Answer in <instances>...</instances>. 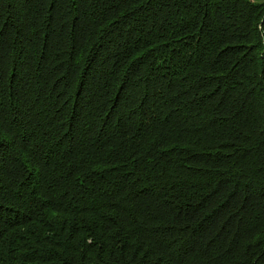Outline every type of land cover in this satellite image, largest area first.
<instances>
[{
	"label": "trees",
	"instance_id": "trees-1",
	"mask_svg": "<svg viewBox=\"0 0 264 264\" xmlns=\"http://www.w3.org/2000/svg\"><path fill=\"white\" fill-rule=\"evenodd\" d=\"M0 264H264V0H0Z\"/></svg>",
	"mask_w": 264,
	"mask_h": 264
}]
</instances>
